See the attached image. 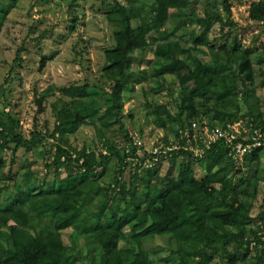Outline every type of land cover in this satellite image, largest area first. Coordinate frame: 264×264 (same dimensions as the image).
Instances as JSON below:
<instances>
[{
	"label": "trees",
	"instance_id": "obj_1",
	"mask_svg": "<svg viewBox=\"0 0 264 264\" xmlns=\"http://www.w3.org/2000/svg\"><path fill=\"white\" fill-rule=\"evenodd\" d=\"M15 4L12 0L3 9L5 14ZM187 5V0H157L145 16L135 7L107 4L106 15L121 26L115 32L116 46L105 51L104 72L115 82L111 99L118 100L133 78L130 55L156 45L154 55L162 60L156 75H175L181 88L176 115L166 105H154L152 111L159 127L176 122L180 128L193 121L201 127L204 125L201 116L207 115L211 121L205 124L210 129L220 126L234 132L229 125L239 121L243 126L252 124V128L264 133L262 102L256 96L255 84L259 74L264 87V55L252 59L253 48H244L238 35H232V29L237 28L234 20L224 19L218 12L204 11L195 17L194 21L203 29L190 38L188 46L170 34L163 36L161 29L169 18L192 16L191 12L186 13ZM226 10L231 13L230 5H226ZM249 18L264 25V0L251 4ZM216 23L229 27L218 45V40L213 41L209 35ZM201 54L209 55V60H203ZM21 62L18 53L14 63ZM15 68L12 66L5 83ZM134 77L135 83L146 79L144 73ZM0 85L4 94L5 84ZM89 88L87 83L65 86L61 91L71 99L60 102L49 100L53 95L50 87L41 92L35 90L38 112H43L48 102L57 115L58 124L48 133L50 137H55L57 132L71 135L86 122L100 132L101 127L111 129L120 121V105L115 108V102L110 104V100H105L101 105L95 101L100 108L80 102L90 94ZM106 103L110 107L102 112ZM3 114L8 116L5 119L0 114V155L10 150L15 156L20 149L29 152L43 145L47 135L37 125L25 136L19 129L18 118L4 111ZM120 127L126 142L130 134ZM178 129L173 133L175 137ZM241 140L238 135L233 143ZM103 143L107 154L103 150L90 151L86 146L80 150L58 146L47 164V176L56 166L53 180H46L45 175L41 182L32 181L27 171L22 182L17 183L16 172L3 174L5 179L17 184V190L15 194L9 192L0 203V264H78L75 258L83 251L79 247L81 237L93 238L97 244V252L90 255L87 264H153L147 246L167 250L176 264H213L216 260L220 264H264V211L251 216V206L240 197V194L255 197L256 189L251 192L249 186L253 180L264 179V163L260 158L264 145L245 152L242 158L233 150V143L221 141L202 158L189 150H176L169 159L173 164L179 154L184 157L178 175L174 176L173 169L164 176L159 169H148L141 177L134 173L136 181L142 180L139 194L137 185L129 188L120 179L126 171L135 168L126 159L124 148L122 154L115 144L105 139ZM109 156L115 163L114 182L104 191L99 179L109 169ZM201 162L205 172L197 178L195 167ZM244 165L248 176L241 177V181L248 185L239 191L235 177ZM3 166L0 160V169ZM65 169L76 170V174L69 172L62 176ZM156 180L162 183L161 187L156 186ZM4 189L10 186L5 185L0 191ZM117 190L122 193L120 207L110 203L109 192ZM96 197L99 203L94 210L91 204ZM68 237L71 245L66 243Z\"/></svg>",
	"mask_w": 264,
	"mask_h": 264
},
{
	"label": "rangeland",
	"instance_id": "obj_2",
	"mask_svg": "<svg viewBox=\"0 0 264 264\" xmlns=\"http://www.w3.org/2000/svg\"><path fill=\"white\" fill-rule=\"evenodd\" d=\"M12 0H0V84H5L4 94L0 91V114L6 119L11 113L13 117L19 119L20 130L25 136H29L31 130L37 125L39 129L46 134L43 145L37 150L24 151L20 149L13 156L12 151L6 150L0 155V160L4 162L0 169V188L9 185L10 189L0 191V203H3L4 196L9 192L15 194L17 184L13 180L5 179L4 173L9 171L17 173V183L22 182L23 173L30 172L31 180L41 182L47 174V164L52 161V157L58 148H77L78 150L86 146L87 149L94 151L103 150L107 154L103 140L110 144H115L123 154L126 142L123 139L125 132L139 135L142 140L151 144L159 136H164L169 141L175 140L173 133L179 124L169 122L166 127H159L155 123L156 115L153 113L154 105L162 104L173 115L178 110L181 88L175 75L163 74L156 75L157 69L162 65V60L156 58L154 51L156 45L147 46L143 50H136L130 55L132 61L131 72L133 78L122 90L118 100L111 99L110 93L113 91L114 81L105 75L104 66L107 63L105 51L116 46L115 32L120 29V25L115 20H110L106 15L109 8L107 4H122L129 7L140 9L147 16L149 7L154 6L157 0H14L15 7L10 8V12L5 14L3 9L11 4ZM186 13H192L183 19L169 18L161 34L169 35L188 46L192 36L200 33L203 27L196 23L195 17L201 16L204 11L218 12L224 19L230 17L234 20L237 28H233L232 35H238L244 48H253L251 58L255 59L259 54L264 55V25L262 22L254 21L249 18V8L252 3L259 0H187ZM226 5H230L231 13L226 10ZM2 9V10H1ZM229 30L228 26L224 28L219 24H214L209 35L213 41L220 44L224 35ZM224 38V37H223ZM205 48V47H203ZM206 49V48H205ZM22 57V62L18 65L14 60L18 56ZM197 55H200L196 52ZM203 60H209L210 56L201 54ZM44 63H42V61ZM12 66L16 68L11 72L7 83L5 80L10 74ZM264 69V65L262 66ZM144 73L146 79L135 83L134 76ZM255 78L256 96L262 102L260 107L264 113V87L261 86V77ZM89 84L90 94L87 98L80 99V102L90 105L98 101L101 105L105 100H110V104L115 102L120 105L118 117L120 121L113 125L111 129L101 127L99 130L89 122L78 127L73 134H55L50 137L48 133L52 132L54 126L58 124L57 115L52 109L51 104L47 102L45 110L38 112V105L35 103V90L41 92L51 88L53 95L49 100L60 99L68 100L65 97L62 88L65 86ZM1 86V85H0ZM69 102H72L70 100ZM8 103V104H7ZM210 106H212L210 104ZM110 107L109 103L101 109L102 112ZM100 108V107H99ZM202 109V107H201ZM203 110V109H202ZM203 123L210 122L211 117L201 116ZM185 120V118L183 117ZM243 125V123H242ZM202 130V129H201ZM203 132V131H202ZM104 134V138L100 136ZM171 156L162 157L153 162L149 167H133V171H126L121 176V181L126 183L129 188L136 186L140 189L142 180L136 181L133 178L134 173L143 176L148 169H159L160 175L164 176L169 170L173 169L174 176H177L184 162V157L179 154L174 163L169 159ZM264 154L261 155L262 164L264 163ZM12 158L14 162L11 163ZM114 158L109 156L107 161L106 173L99 179V185L102 190H108L109 185L114 182ZM204 162L197 163L195 175L200 178L205 172ZM239 166V165H238ZM131 168H127L130 170ZM242 172L235 177V183L239 184V191L248 185L242 183L241 177L248 176V169L244 166ZM264 168V164L262 166ZM54 169L52 167L46 180H53ZM69 172L76 174V170L65 169L62 176ZM156 186L161 187L162 183L156 180ZM256 189V196H242L251 206V216L255 217L264 211V179L260 177L253 180L249 190L253 192ZM104 194V192H101ZM110 203L115 207L123 205L122 193L115 191L109 192ZM100 197V196H98ZM96 197L91 207L95 210L99 198ZM98 198V199H97ZM102 200V199H101ZM100 200V202H101ZM259 220L257 219L256 222ZM66 243L71 245V238L66 239ZM79 247L83 250L75 258L78 264H87L90 255L97 252V244L94 239L81 237ZM150 258L153 264H176L170 257L167 250L147 246ZM75 257V253L71 252ZM170 259V260H169ZM178 264V263H177ZM213 264H220L216 260Z\"/></svg>",
	"mask_w": 264,
	"mask_h": 264
},
{
	"label": "built area",
	"instance_id": "obj_3",
	"mask_svg": "<svg viewBox=\"0 0 264 264\" xmlns=\"http://www.w3.org/2000/svg\"><path fill=\"white\" fill-rule=\"evenodd\" d=\"M234 132H228L222 127L217 126L210 129L205 123L200 127L199 123L192 122L178 129V137L169 141L164 136H159L148 144L142 138L130 133V139L126 141V159L135 167L152 165L162 157L172 156L177 150H189L196 157L202 158L207 150L218 142H225L228 145L241 135L242 140L233 143V150L242 158L247 151H252L255 147L264 145V133L258 128L243 126L241 122L230 123ZM202 129V130H201ZM203 131V132H202Z\"/></svg>",
	"mask_w": 264,
	"mask_h": 264
}]
</instances>
